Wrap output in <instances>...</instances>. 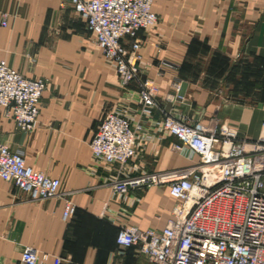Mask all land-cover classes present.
I'll return each mask as SVG.
<instances>
[{
	"label": "crops",
	"instance_id": "0c3cea01",
	"mask_svg": "<svg viewBox=\"0 0 264 264\" xmlns=\"http://www.w3.org/2000/svg\"><path fill=\"white\" fill-rule=\"evenodd\" d=\"M156 27L142 31L140 78L159 86L168 113L205 125L235 126L256 139L264 121V0H155ZM8 14V26L1 25ZM163 62L159 63V59ZM0 61L29 79L47 80L35 129L24 134L0 109V134L26 164L62 182L58 198L32 202L0 180V264H18L22 249L50 255L44 264H147L137 248L121 251L122 226L162 230L176 202L167 187L113 198L108 174L92 162L91 142L109 112L143 121L140 156L147 172L198 163L173 150L160 130L161 112L142 118L136 83L124 88L80 16L60 0H0ZM187 83L184 97L179 96ZM171 97V100L167 99ZM66 200L77 213L63 220Z\"/></svg>",
	"mask_w": 264,
	"mask_h": 264
},
{
	"label": "built area",
	"instance_id": "2783aa9c",
	"mask_svg": "<svg viewBox=\"0 0 264 264\" xmlns=\"http://www.w3.org/2000/svg\"><path fill=\"white\" fill-rule=\"evenodd\" d=\"M154 1L60 0L62 8L72 7L83 20L121 85L137 84L142 118L161 112V132L178 141L173 150L199 158L193 166L160 173L132 167L140 156L144 122L133 121L124 110L104 115L90 147L93 164L108 174L106 186L112 197L167 187L176 202L162 230L122 226L116 239L118 256L137 248L147 264H264V121L258 138L250 139L227 122L189 123L166 112L158 98L159 86L140 78L139 34L159 23ZM8 17L1 15L3 27L8 26ZM46 89L47 80L26 78L0 61V109L22 133L35 129ZM0 180L13 184L32 202L61 195V180L28 166L24 154L12 152L1 134ZM76 213L77 206L66 200L63 220ZM49 259V254L24 247L18 264H44ZM108 264L122 263L115 257Z\"/></svg>",
	"mask_w": 264,
	"mask_h": 264
},
{
	"label": "water",
	"instance_id": "95a60500",
	"mask_svg": "<svg viewBox=\"0 0 264 264\" xmlns=\"http://www.w3.org/2000/svg\"><path fill=\"white\" fill-rule=\"evenodd\" d=\"M187 90V83H182L181 88L179 90V96L184 97Z\"/></svg>",
	"mask_w": 264,
	"mask_h": 264
}]
</instances>
